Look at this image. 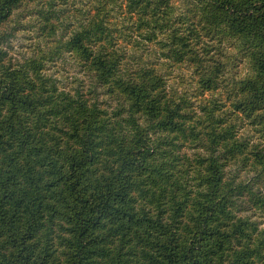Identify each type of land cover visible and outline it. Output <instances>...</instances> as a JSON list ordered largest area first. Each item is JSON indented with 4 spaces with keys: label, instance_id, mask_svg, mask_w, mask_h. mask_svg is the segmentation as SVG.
Returning <instances> with one entry per match:
<instances>
[{
    "label": "trees",
    "instance_id": "16d2710c",
    "mask_svg": "<svg viewBox=\"0 0 264 264\" xmlns=\"http://www.w3.org/2000/svg\"><path fill=\"white\" fill-rule=\"evenodd\" d=\"M0 264H264V0H0Z\"/></svg>",
    "mask_w": 264,
    "mask_h": 264
},
{
    "label": "rangeland",
    "instance_id": "374dc122",
    "mask_svg": "<svg viewBox=\"0 0 264 264\" xmlns=\"http://www.w3.org/2000/svg\"><path fill=\"white\" fill-rule=\"evenodd\" d=\"M179 2V0H177ZM32 5L23 4L21 7L17 9V14L12 17V20L9 24V29L13 30L17 28V31H14L15 34L12 37L11 44L9 45V55L12 56L14 60H20L23 56H27L31 54L33 48L36 46L37 42L41 40L43 37L38 33L39 26L34 24L31 20L30 24L27 23L30 20V10ZM51 69L56 68L61 71L62 76H68L69 79L71 76L77 74L78 69L74 62L70 58H66L65 61L56 62L55 65L50 66ZM77 70V71H76ZM185 73L186 69H184ZM245 72V64H239L237 66L231 65L228 70V75L230 77L233 76H241ZM81 76V75H80ZM63 79V78H62ZM64 80V79H63ZM65 83V80L62 81ZM208 96L211 93L207 94ZM192 150V149H190Z\"/></svg>",
    "mask_w": 264,
    "mask_h": 264
}]
</instances>
